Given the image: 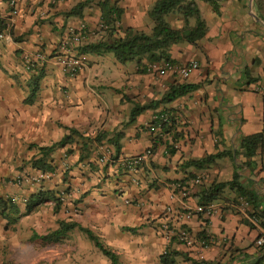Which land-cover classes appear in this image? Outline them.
Instances as JSON below:
<instances>
[{
  "label": "crops",
  "instance_id": "1",
  "mask_svg": "<svg viewBox=\"0 0 264 264\" xmlns=\"http://www.w3.org/2000/svg\"><path fill=\"white\" fill-rule=\"evenodd\" d=\"M16 1L18 12L14 14L9 0H0V20L7 26L6 37L0 39L1 64L13 61L14 51L19 57L43 52L46 60L40 65L44 66V77L32 104L26 103L31 94L32 71L26 70L31 77H0V145L50 146L68 135L69 128L92 139L99 135L102 141L95 143L99 147L97 155L105 145L110 148L108 154H101L110 157L114 152L112 142L119 143L120 157L106 170L101 158L93 154L90 165L75 168L72 182L75 185L78 181L81 186L69 197L81 199L76 207L82 211L80 215L71 213L74 219L113 248L120 264L124 255L133 259L127 264H161L159 257L165 241L160 225L168 216L167 206L174 213L197 206V195L202 189L215 182L232 180L237 170L242 184L258 194V208L254 209L227 188L213 202L207 221L196 215L185 222L196 238L203 230L209 236L203 260L182 244H173L171 250L184 255L183 264L195 261L253 264L254 258L264 251V245L256 244L258 236L264 235V220L260 218L263 222L260 225L247 213H264V143L249 168L245 165L248 159L241 141L264 130V0H218V12L209 3L195 0L207 23L206 35L197 45L180 42L170 49L174 62L198 63V69L188 79L171 74L160 77L149 72L147 59L122 64L111 52L81 53L78 48L76 52L85 58V64L70 77L57 62V45L71 28L82 29L86 34L82 45L109 38V33L101 29L98 1L89 2L80 15L69 13L86 0ZM156 1L118 0L124 10L122 26L149 33L153 27L150 12ZM14 70L18 71V67ZM182 84L199 87L171 102L164 101L172 87ZM149 104L153 107L131 122L134 107ZM163 113L172 117L175 142L151 126ZM159 134L161 140L156 137ZM148 149L152 156L135 173L130 172L123 161ZM217 153L225 155L203 169L185 165L188 160ZM35 156H38L36 148L32 157ZM92 162L100 164V170H91ZM61 163L57 155L56 172ZM4 172L1 167L0 197L17 204L20 211L17 221L21 223L42 209L43 204L25 215L30 196L54 187L46 189L29 181L19 184L16 176L20 172ZM190 173L202 182L184 199L174 185ZM105 177L108 179L104 180ZM61 212L66 210L63 208ZM1 218L0 212V248H3L4 234L17 225ZM172 218L174 214L168 216ZM127 228L136 230L130 232ZM121 238L139 244V248L121 250L125 247ZM107 260L103 262L107 264Z\"/></svg>",
  "mask_w": 264,
  "mask_h": 264
},
{
  "label": "trees",
  "instance_id": "2",
  "mask_svg": "<svg viewBox=\"0 0 264 264\" xmlns=\"http://www.w3.org/2000/svg\"><path fill=\"white\" fill-rule=\"evenodd\" d=\"M93 0H86L84 2L78 3L70 15H80L82 10L86 7L89 2ZM98 6L101 9L102 15V30L109 33V38L106 40H99L94 43H87L85 45L79 46L78 51L81 53H99V52H111L114 54L116 59L122 63L127 64L135 60L147 59L150 63L161 62V61H173L170 58V49L173 45L180 42H187L192 45H197L198 41L201 40L207 33L208 27L206 21L202 18L200 9L195 0H157L153 6L150 17L153 22V27L149 33L144 31H136L131 28H124L122 26V19L124 10L120 7L118 0H97ZM206 3L212 5L214 10L219 11L218 0H202ZM177 11L183 17V26L181 28H175L171 26L165 19V16ZM7 29L6 23L0 20V33ZM11 35V31L9 32ZM122 33V34H120ZM22 58V55H21ZM23 60V59H22ZM24 63V62H23ZM25 66V65H24ZM32 85L31 94L26 99L27 104H32L36 97V92L39 90V84L44 77V66H36L32 70ZM198 85H178L172 87L170 92L164 97V101L171 102L178 98L179 96L188 94L193 90H196ZM153 105L136 106L131 112V122L135 121L136 117L140 115L143 111L152 108ZM167 113V112H166ZM168 115V122H162L161 116ZM172 117L169 114H161L157 117L156 121L151 124L152 127H160L161 134L169 135L173 142H175L176 135L172 134ZM119 133H116V136ZM161 135H157L158 139L162 138ZM161 140V139H160ZM102 138L98 135L94 139L90 137H84L80 135L79 131L73 128H69V134L66 135L60 141L53 143L50 146H35L34 148L38 151V156L33 157L30 160V166L36 171H42L44 173L50 172L55 173L57 167L55 165V155L59 150L65 149L72 152V145H80V150L78 154V161L83 162L88 160L92 156L93 147H98ZM97 145H96V144ZM264 143V130L256 134L244 137L241 141V148L244 150V155L248 159L245 163L249 168L252 165V158L256 155L259 148L262 147ZM114 147L113 154L109 157L107 161V166L113 163L114 160L119 159L121 154V146L117 142H112ZM171 151L174 149H170ZM168 150V151H170ZM225 155V153H217L215 155H209L200 160H188L185 165L187 167H193L197 170L203 169L206 166L212 164L217 158ZM126 167V166H125ZM196 176L190 173L182 182L181 187L189 185L188 182L195 179ZM201 186V185H200ZM229 189L236 193L237 197L242 198L247 204L254 207V209L259 206V196L252 189L245 187L240 181V176L237 170L234 173L233 179L227 182H215L209 187L204 188L198 193V205L203 207L212 206L213 202L222 197L224 191ZM54 190H47L45 192L39 191L32 194L26 204L25 215L31 214L39 205L44 202H53V211L58 214L64 206L63 201L55 195ZM69 193V191H67ZM81 201H76V204ZM0 212L1 216L5 219H11V222H16L18 220V214L20 213L19 208L12 199H5L0 197ZM249 218L252 220L263 224L260 220H264L263 211L248 212ZM20 216V215H19ZM202 216V215H199ZM207 221V219H205ZM252 224V223H251ZM161 226V225H160ZM252 226H254L252 224ZM184 227H187L184 224ZM79 230L84 233L87 238L94 244V246L110 261V264H120V257L118 253L107 245L104 240L96 234L93 230L84 227L77 221L74 220H63L59 223L58 228L50 231L48 234L39 237L41 239H59L67 234ZM127 231L134 232L136 229L127 228ZM161 234V232H160ZM34 237L37 235L34 234ZM264 238L263 234H260L257 238ZM198 240L209 239L206 235V231L203 230L198 235ZM264 248V246H263ZM179 253L171 250V246L168 245L166 250L160 255L161 264H177L176 256ZM197 264V261H195ZM200 264H221L200 261ZM253 264H264V251L258 254L254 260Z\"/></svg>",
  "mask_w": 264,
  "mask_h": 264
},
{
  "label": "rangeland",
  "instance_id": "3",
  "mask_svg": "<svg viewBox=\"0 0 264 264\" xmlns=\"http://www.w3.org/2000/svg\"><path fill=\"white\" fill-rule=\"evenodd\" d=\"M165 19L175 28L177 26H183V17L177 11L172 12L167 15V17L165 16ZM21 55L19 57L16 51H14L13 61L2 64L0 62V77H31L26 71L24 63H22L23 60H21ZM16 67H18V71L14 70ZM102 147L103 148L99 151V155H97L99 147H93L92 154L97 158H103L108 154V149L110 148L105 145H102ZM67 148L68 147L59 150L55 155V157L58 155V159L60 157L62 160L59 167L60 170L58 171L60 179L57 174L58 172L54 173L57 174V177H55L53 173L46 172L48 176L44 178L40 177L39 183H36L33 178L36 177L37 173L40 175L42 171H36L30 166V160L33 158V145H0V168L3 167L6 172H20L17 174L18 177L16 176V181L20 180L22 177H26L31 184H37L38 186L43 185L46 189H49L51 186L54 187L53 190L56 192L55 195L63 201V208L66 210L65 213L61 212L55 214L52 209L54 203L44 202L41 211L29 217H25L22 219L21 223L19 221L11 222V219L1 218L6 221V223H11L10 225L15 224V226H17H13L10 232L7 231L6 234H4L6 237V245L0 248V264H105L103 261L107 258L94 246L87 236L79 230H75L59 239L45 240L39 238L57 229L59 223L63 220L73 219L76 221L71 213L80 215L82 211L80 208L76 207V205L79 204H76V201L80 200V197L76 200H72V198L69 197L72 192L76 189L79 190L81 186L78 181L74 185L72 180L75 178L72 177L71 174L80 164L90 165L91 162L89 159L83 162L78 161L80 145H72L70 149H72L73 153L68 151ZM101 152L105 153V155L101 154ZM100 163L103 165V169L106 170L107 162ZM89 168L96 172L100 170V164L92 162ZM24 170H27V172H23ZM82 176H84V174ZM107 179L108 177L104 178V180ZM12 181H14V179H12ZM49 190L52 189L50 188ZM67 191H69V193H67ZM69 204L71 205L69 206ZM18 220H20V218H18ZM34 234L37 235V237H34ZM121 240L125 239L121 238ZM122 242L121 244L125 247L120 249L123 251L126 249L139 248V244H135V242L126 240ZM173 244L180 243H171V248ZM166 247L167 245L165 243L161 253L166 250ZM184 258V255L176 256V263L183 264L185 262ZM122 260L123 264H127L133 259L126 258L124 255ZM107 261L108 263L110 262L109 260Z\"/></svg>",
  "mask_w": 264,
  "mask_h": 264
},
{
  "label": "built area",
  "instance_id": "4",
  "mask_svg": "<svg viewBox=\"0 0 264 264\" xmlns=\"http://www.w3.org/2000/svg\"><path fill=\"white\" fill-rule=\"evenodd\" d=\"M9 6L13 8L12 12L14 14L18 12L16 8V0H9ZM5 37L6 35L1 32L0 39H4ZM85 40L86 34L82 29L77 30L71 28L68 29L61 42L57 45V62L62 67L65 74L69 75L70 77H74L85 64V58L83 56H80L76 52V49L81 46ZM22 59L26 70L31 71L36 66H40L44 63V61L46 60V55L45 53L39 51L35 54L24 53L22 55ZM198 67L199 65L196 61H190L183 64L173 61H161L148 64V71L155 73L160 77L171 74L181 79H188L191 74L198 69ZM161 120L162 122H168L169 116L162 115ZM157 128L160 129L159 126ZM151 156L152 151L151 149H148L135 157L124 160L123 163L130 172L135 173L138 167L145 163ZM108 159L109 156H104L103 158H101V162L106 163ZM45 176H48V174L42 172L39 175V173H37L36 177L33 178V180L36 181V183H39L40 177L44 178ZM18 181L19 184H21L24 182H28L29 179L26 177H22ZM201 182L202 179L196 177L189 182V185L181 187L180 183H175L174 188L179 191L180 197L186 199L191 196V192L194 187L201 185ZM171 198L174 199L175 195H172ZM212 211V206L203 207L197 205L193 208L186 207L183 211L178 210L176 213H174L172 207L167 206L165 213L168 214V216L174 214V218L168 219L167 216L163 219L160 226L161 236L164 239L166 245L168 246L173 242H178L185 246L187 249L192 250L193 252L196 251V257L199 260H203L204 250L209 246L210 239L198 240L187 227H184V224L187 220L196 215H202L203 219H208L209 216H211ZM256 244L257 247H262L264 245V238L258 239L256 241Z\"/></svg>",
  "mask_w": 264,
  "mask_h": 264
}]
</instances>
